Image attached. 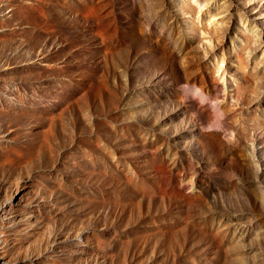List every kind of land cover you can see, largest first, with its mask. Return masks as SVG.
Segmentation results:
<instances>
[{"label": "rangeland", "instance_id": "1", "mask_svg": "<svg viewBox=\"0 0 264 264\" xmlns=\"http://www.w3.org/2000/svg\"><path fill=\"white\" fill-rule=\"evenodd\" d=\"M0 264H264V0H0Z\"/></svg>", "mask_w": 264, "mask_h": 264}]
</instances>
